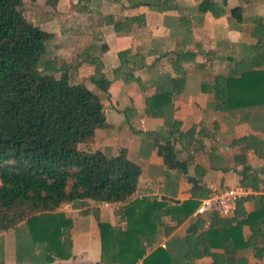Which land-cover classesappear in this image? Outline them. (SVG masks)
<instances>
[{
	"label": "trees",
	"instance_id": "16d2710c",
	"mask_svg": "<svg viewBox=\"0 0 264 264\" xmlns=\"http://www.w3.org/2000/svg\"><path fill=\"white\" fill-rule=\"evenodd\" d=\"M159 1L164 8L168 2L172 3V0H139L136 5L157 8ZM20 7L21 0H0V231L26 221L33 240L45 245L51 261L68 260L72 256L70 231L74 221L57 209L62 204H78L83 208L86 202L124 204L114 224L102 222L94 209L100 235L99 264H136L139 260L142 264H182L184 260L190 264L204 256L213 257L216 264H247L246 259L235 255L238 250L248 248L261 259L264 256V206L247 212L246 198L238 200L233 213L234 219L242 217L243 220L234 222L230 217L220 218L221 245L213 243L218 230L210 229L197 238L178 239L183 250L177 257L169 249L160 247L147 253L161 227L165 228V235H169L198 205L194 199L203 200L210 194L189 179L194 186L192 200L175 205L149 198L129 202L137 190L140 166L128 158L125 148L112 155L96 148L92 141L95 133L106 125L105 102L83 81L71 83L65 68L59 77L35 70L49 53L53 35L29 23ZM197 12L210 14L215 19L225 14L242 17V7H228L227 0L220 3L203 0L197 5ZM125 21L111 24L118 31ZM188 24L183 23L187 26L182 47L192 41ZM200 53L204 54L199 49L184 48L164 54L170 66L161 80L166 85H158L156 88L164 89L145 98L146 116L172 118L168 111L174 97L186 88L188 71L184 65L194 62ZM128 56L129 50L119 52V67L113 71L116 77L125 74V82L135 79L133 70L125 73V69H129L126 67ZM52 63L44 64L53 68ZM246 64L244 60L236 62L227 75H216L212 81L201 84V92L213 96L210 108L214 111L264 108L263 63L253 65L247 61ZM106 79L101 67H96L90 81L106 93L109 86ZM173 124L176 133L183 138L180 123ZM194 133L195 129H190L185 135ZM174 165L182 174L187 173L184 163L175 159ZM243 166L241 184L253 187L254 173L248 165ZM199 189H202L200 193ZM165 216L170 217L173 225L164 224ZM244 226L250 229L246 240L242 238ZM200 242L203 251L196 252L195 246ZM213 246L221 247L224 255H213L210 252Z\"/></svg>",
	"mask_w": 264,
	"mask_h": 264
},
{
	"label": "crops",
	"instance_id": "0c3cea01",
	"mask_svg": "<svg viewBox=\"0 0 264 264\" xmlns=\"http://www.w3.org/2000/svg\"><path fill=\"white\" fill-rule=\"evenodd\" d=\"M138 1L98 0L93 3L90 0L89 3L95 6H89L88 3L86 17L82 18L73 13L71 18L66 19L65 15L75 12L78 5L84 4L83 0L79 3L77 0L64 1L60 6L64 5L65 8L61 11L58 9L60 6H48L50 3L42 9L34 10L40 13L44 29L47 30L45 32L53 35L48 47L55 58L72 59L74 54L80 53L91 58L90 50L91 47L94 48L91 36L98 47L104 44L106 47L100 59L102 73H108L106 78H114L112 73L119 67L116 54L129 50L131 56L148 58L149 54H156L158 51L153 45L176 44L180 41L185 22L189 23L192 32V41L186 49L204 52L194 62L184 65L188 71L186 88L174 97L172 118H152L144 113L145 98L157 92L156 87L162 76L170 70L168 58L164 55L168 49L164 52L159 50L158 55H161L159 63L165 64L161 70L166 72L161 75V70L154 73L155 67H146V73L140 72L141 70L135 72L136 77L143 76L144 88H122L118 81L110 89L112 99L114 97L115 100L106 97L110 106L106 113V125L118 127L112 135L116 132L124 134V139L129 142L125 143L130 148H125L128 158H135L134 162L141 168L137 190L129 202L149 198L171 205L181 204L192 200L194 186L191 180H194L198 188H203L209 194L225 188L244 189L245 195L242 198H246L244 208L247 212L264 206V108L254 106L230 112L214 111L210 108L213 96L201 92L203 82L212 81L216 75H227L236 62L244 60L245 64L248 61L253 65L263 63L264 67V0H227L228 7H242V17L225 14L216 19L210 14L202 15L197 12V5L203 0H172L166 8L160 1L155 5L157 8L137 7ZM215 1L220 3L222 0ZM100 10L107 15L117 11V15L123 20L130 18L132 21L122 23L118 31L114 29L111 20H105L100 25L89 23V15ZM55 18L61 21L60 24L56 25ZM206 20H209L211 30L206 36H200ZM108 36L113 38L114 47L108 43ZM203 43L207 44L205 51L199 48ZM191 85L194 88H190ZM131 94H134L132 99ZM173 122L180 123L183 138L176 133ZM190 129H195V133L186 136ZM113 138L120 141L116 135ZM148 138L150 146L148 150H144L143 144ZM118 148L122 147L119 145ZM175 159L186 165V174L175 167ZM243 164L248 165L254 173L256 179L252 181L253 187H243L241 184ZM201 190L197 192L200 193ZM194 200L198 205L169 235H165L164 227L160 228L148 254L160 247L169 249L177 257L183 250L178 239L189 236L197 238L210 229L218 230L213 243L221 245L218 229L222 225L221 217L201 210L202 199ZM123 205L86 202L85 207L81 208L78 204H62L57 212L66 213L74 221L70 231L72 256L68 260L51 261L45 245L33 240L26 221L7 231H0V264H99L100 235L93 215L94 209L102 222L114 224L119 219L118 211ZM230 218L234 222L243 220L242 217ZM162 220L165 225H173L169 216ZM249 235V227H242L243 240ZM195 250L203 251L201 242L197 243ZM210 252L216 256L224 255V250L218 246H213ZM235 257L246 259L247 264H264V256L257 259L251 248L238 250ZM181 263L189 264V261ZM190 264L216 262L213 257L204 256L194 259Z\"/></svg>",
	"mask_w": 264,
	"mask_h": 264
},
{
	"label": "rangeland",
	"instance_id": "374dc122",
	"mask_svg": "<svg viewBox=\"0 0 264 264\" xmlns=\"http://www.w3.org/2000/svg\"><path fill=\"white\" fill-rule=\"evenodd\" d=\"M64 1H67V0H35V2L33 3V0H21V11H22V14L24 15V17L28 20V22H30L32 25L38 27L39 29L43 30V31H47L44 29V24H43V20H41V16H40V13L38 12H34V10H38V9H42L44 8L48 3V6H60L61 3L64 4ZM80 0H77V2L79 3ZM84 1V4H80L76 7V10L75 12H70V13H67L65 16H67L66 19L68 18H71L72 17V14L75 13L77 14V16L79 18H82V17H86V6L88 5V3L90 2V0H83ZM199 1V0H198ZM98 2V0H93V3H96ZM32 4H34L32 6ZM89 6H95L94 4H90L89 3ZM62 8H65L64 5L63 6H60L58 7L59 11H61ZM89 15V14H88ZM87 15V17H88ZM199 16V15H198ZM56 20V25L57 23L60 24L61 21H59L57 18H55ZM105 20H111V23H115V22H123L125 21V19L123 20L120 16L117 15V11L114 13V14H103L100 10V12H92L90 15H89V23H93L95 25H100V24H104V21ZM206 26L204 28H202V30L200 31V36H206V34H209L210 32V28H211V24L208 22L209 20H206ZM125 24V23H123ZM182 30V33L185 32V28L183 26V28L181 29ZM91 39L93 40V47H91V50H90V54H91V58L89 57H86V56H83V54L81 55L80 54H77V55H73L72 59L70 58H55L53 56V54H50L47 53L45 54V56L43 57L44 59V63L47 64L48 66L51 65V62H53L52 64V67L53 68H48L46 67V65L43 63V59L41 60L40 63H38L36 66H35V70L38 71V72H45V73H52L54 74L56 77H59L61 75L62 72H65V69L68 73V77H69V80L71 83H78L80 81H83L85 83V85L87 86V88H89L91 91H93L95 94H97L101 100L103 101H106V105H105V114L107 113L108 109L110 108L109 106V103L108 102V98L106 97H111L112 99V95L110 94V89L119 81L121 82L120 84H122V88H144L143 86H145V83H143L145 80L143 79V76L140 75V77H136L135 76V72L138 71V70H141L140 72H145V68H151V67H155L154 68V73L161 70L163 68V66H165V64H162V63H159L158 60H160V56L159 55V50H161L162 52H164L165 49H168V50H184V48L186 49L187 47L190 46V42L189 43H186L184 46L185 47H182L181 46V43H184V40L183 39V35H182V38L180 41H178L176 44L174 42H172L171 44L170 43H167V44H157V45H153L154 48L158 49L157 53L156 54H149L148 58H145V57H142L141 59L139 57H135V56H131L129 55L128 56V63H127V68L129 69H125V73H128V70H133V76L135 77L134 80L130 81V82H125L124 81V75L123 73L120 74V76L117 75V77L115 76L116 74L115 73H112V75H114V78H107L106 80L109 82V86H108V90L106 91V93L100 91L91 81H90V78L92 76L95 75L96 73V67H101V70H102V63H101V56H102V53L103 51L105 50V45L104 44H101L99 47L97 45V42L96 40H94L93 36H91ZM108 43L110 45H112L111 47H114V42H113V38H111L110 36H108ZM144 47H148V46H144ZM152 48V46H150ZM203 47V48H202ZM200 48L202 50H206L207 49V44L206 43H203L201 44ZM99 49V50H98ZM167 50V52H168ZM129 54H130V51H129ZM164 54V53H163ZM162 54V55H163ZM156 55V56H155ZM117 58H118V54H116ZM158 58L156 59L155 57ZM155 58V60H152V58ZM105 58V56L103 57ZM168 58V56L166 57ZM145 59V60H144ZM88 63H87V62ZM118 62H119V58H118ZM65 68V69H64ZM168 71V70H167ZM102 72V71H101ZM166 72V70H161L160 71V75L162 73ZM108 73H105L104 75H106ZM159 75V76H160ZM158 76V77H159ZM164 86L166 85L164 82H159V86L163 85ZM136 86V87H135ZM158 86V85H157ZM190 88H194V86L192 87V85L190 86ZM161 89H164V88H157V90H161ZM134 97V94H131L130 95V99H132ZM110 99V100H111ZM112 100H115V98L113 97ZM172 114V109H170L168 111V114L170 113ZM132 113V112H130ZM115 127V128H114ZM117 126L113 125V126H110V125H105L102 129H99L94 137H93V144L95 143L96 144V148L98 149H101V150H104V151H108L110 153L114 152V153H117L119 151L120 147L122 148H129L128 145H125V143H129L128 141H126L124 139V134H119L118 132H116V134L112 135L113 132H115L116 129H118V127L116 128ZM130 127V132L131 134L133 133L132 132V128L131 126ZM117 136V138L120 140L118 141L117 139L115 140L113 137L114 136ZM113 139L116 141L114 142ZM149 138L146 142H144L143 144V148L144 150H148L150 146L149 143ZM107 143H112L111 145H105ZM115 143V144H113ZM103 144V145H102ZM130 149V148H129ZM135 159V158H134ZM134 159H131L132 161H134ZM66 208H68V206H65ZM109 207V206H108Z\"/></svg>",
	"mask_w": 264,
	"mask_h": 264
},
{
	"label": "built area",
	"instance_id": "2783aa9c",
	"mask_svg": "<svg viewBox=\"0 0 264 264\" xmlns=\"http://www.w3.org/2000/svg\"><path fill=\"white\" fill-rule=\"evenodd\" d=\"M244 195L245 190L242 188H225L211 193L209 197L202 200L200 209L214 212L220 217H231L236 203ZM136 264H142V260H139Z\"/></svg>",
	"mask_w": 264,
	"mask_h": 264
}]
</instances>
